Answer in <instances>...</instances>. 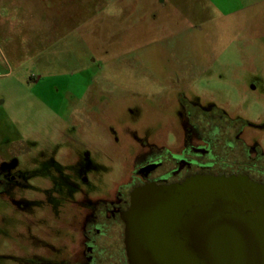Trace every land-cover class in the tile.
<instances>
[{
  "label": "rangeland",
  "instance_id": "obj_1",
  "mask_svg": "<svg viewBox=\"0 0 264 264\" xmlns=\"http://www.w3.org/2000/svg\"><path fill=\"white\" fill-rule=\"evenodd\" d=\"M250 83L262 98L264 0H0V176L59 189L0 193V264H59L66 230L29 252L25 217L44 229L59 194L107 195L140 138L182 121L179 94L238 99Z\"/></svg>",
  "mask_w": 264,
  "mask_h": 264
},
{
  "label": "flooded vegetation",
  "instance_id": "obj_2",
  "mask_svg": "<svg viewBox=\"0 0 264 264\" xmlns=\"http://www.w3.org/2000/svg\"><path fill=\"white\" fill-rule=\"evenodd\" d=\"M256 87L250 83L248 90L238 99L230 100L218 99L212 93L205 96L197 92L194 100L190 101L179 94L182 121L171 124L166 138L158 132L147 139L140 138V146L132 152L121 180L107 195L89 197L78 194L76 199L67 201L59 194V207L62 208L64 203L68 205L60 215L62 218L43 229L37 220L25 217V228L19 234L22 244L30 252L42 239L46 241L48 237L56 241L57 230H52V227L59 226L66 230L65 238L63 241L60 239L65 255L55 256L59 264H128L121 215L128 209L130 193L135 188L147 184H180L196 175H239L264 185V108L247 115L249 110L243 106L245 100L242 99L244 93H249L264 107V93L262 98L256 95ZM26 176L29 175L17 171L3 172L0 193L9 186L12 194H15L14 190L33 187L42 198L50 199L59 191L52 190L53 186L48 184L32 186L27 183ZM83 181L86 182V178ZM41 200L33 206L36 208ZM25 201V198L21 199V210L25 208ZM57 208L53 206L51 209L56 213ZM27 224H33L36 230L26 227ZM44 248L47 254L60 250L48 243Z\"/></svg>",
  "mask_w": 264,
  "mask_h": 264
},
{
  "label": "water",
  "instance_id": "obj_3",
  "mask_svg": "<svg viewBox=\"0 0 264 264\" xmlns=\"http://www.w3.org/2000/svg\"><path fill=\"white\" fill-rule=\"evenodd\" d=\"M121 219L128 264H264V185L244 176L135 188Z\"/></svg>",
  "mask_w": 264,
  "mask_h": 264
}]
</instances>
